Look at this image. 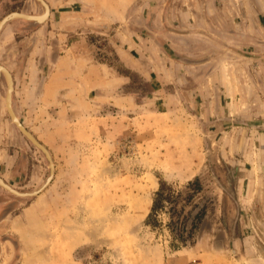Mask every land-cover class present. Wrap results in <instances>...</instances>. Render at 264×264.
I'll return each mask as SVG.
<instances>
[{
	"label": "rangeland",
	"instance_id": "obj_1",
	"mask_svg": "<svg viewBox=\"0 0 264 264\" xmlns=\"http://www.w3.org/2000/svg\"><path fill=\"white\" fill-rule=\"evenodd\" d=\"M44 2L0 29L39 144L0 73V264H264V0ZM162 182L203 212L187 246L167 210L151 225Z\"/></svg>",
	"mask_w": 264,
	"mask_h": 264
},
{
	"label": "trees",
	"instance_id": "obj_2",
	"mask_svg": "<svg viewBox=\"0 0 264 264\" xmlns=\"http://www.w3.org/2000/svg\"><path fill=\"white\" fill-rule=\"evenodd\" d=\"M166 184L161 183L160 189L156 193V197L153 201V206L150 214V219L152 220V226H155L159 223L157 220V215L159 212H164L167 210L169 214V223L168 226L171 228L172 233L176 234L175 238H179L183 242V246L192 243L195 233L198 230L199 224L203 217V212H197L196 214L191 213L190 216H182V213H179L177 210V201H174V198L171 194H166ZM169 204L167 208L166 204Z\"/></svg>",
	"mask_w": 264,
	"mask_h": 264
},
{
	"label": "water",
	"instance_id": "obj_3",
	"mask_svg": "<svg viewBox=\"0 0 264 264\" xmlns=\"http://www.w3.org/2000/svg\"><path fill=\"white\" fill-rule=\"evenodd\" d=\"M40 2V4H42V6L45 9V14L43 16L40 17H34V16H30V15H21V14H14L8 18H6L1 24H0V29L2 28L3 24H5V22H7V20L13 18V17H19V18H23L26 20H30V21H36V22H43L48 14H49V7L48 5L44 2V0H38ZM176 58L186 64H197L200 63L201 61H195V60H191L188 58H184L182 56H179L176 54ZM0 73H3L6 76L7 82H8V96H7V106H8V110L9 113L13 119V121L15 122V124L20 128V130L35 144L39 145L37 143V141L34 139V137L28 132L26 131V129L22 126V124L19 122V120L16 118L15 113L13 111V107H12V93H13V80L11 75L9 74V72L0 65ZM0 183L5 185L4 182L0 179ZM6 186V185H5Z\"/></svg>",
	"mask_w": 264,
	"mask_h": 264
},
{
	"label": "crops",
	"instance_id": "obj_4",
	"mask_svg": "<svg viewBox=\"0 0 264 264\" xmlns=\"http://www.w3.org/2000/svg\"><path fill=\"white\" fill-rule=\"evenodd\" d=\"M73 59V58H72ZM79 58H77V59H75V62H74V60H72V62H69V61H67V57H66V55H65V57L64 56H59L58 57V60L57 61H55V65L57 66V68H60V70H67V69H69V68H67L66 66H71V69L73 68H77V66H78V64H79ZM46 63H48L47 62V59L45 60V62H44V64H46ZM64 64H67V65H65L64 66ZM66 67V68H65ZM89 70L87 71V77L85 78V82H86V84H87V82L90 84H92L94 87L96 86V84H95V81H94V78L92 77V74H91V72H93L94 70H92V69H96L95 68V65L93 64L92 65V67H89L88 68ZM63 73V71H61V74ZM62 78H63V74H62ZM64 79V78H63ZM104 79H107L106 78V76H104ZM87 80V81H86ZM64 84H65V82H63ZM70 83H74L73 82V80H72V82H70ZM57 84H58V82L57 83H55V87L54 86H52V84H46L45 83V85H46V87H45V91H48V92H50V94H55V93H57L58 91V89H59V87H56L57 86ZM93 89H95V88H93ZM47 92V93H48ZM15 103H16V100L14 99V106H15ZM8 128L10 129V126H8ZM13 162L14 163H16L15 162V160H13ZM18 163V162H17ZM16 163V164H17Z\"/></svg>",
	"mask_w": 264,
	"mask_h": 264
}]
</instances>
